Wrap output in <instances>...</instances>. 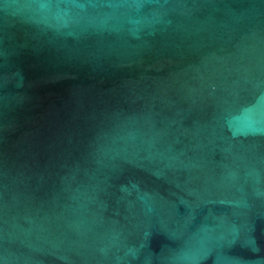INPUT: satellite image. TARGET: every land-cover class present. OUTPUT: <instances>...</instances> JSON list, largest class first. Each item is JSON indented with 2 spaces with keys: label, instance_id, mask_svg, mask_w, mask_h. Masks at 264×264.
Here are the masks:
<instances>
[{
  "label": "water",
  "instance_id": "water-1",
  "mask_svg": "<svg viewBox=\"0 0 264 264\" xmlns=\"http://www.w3.org/2000/svg\"><path fill=\"white\" fill-rule=\"evenodd\" d=\"M0 264H264V0H0Z\"/></svg>",
  "mask_w": 264,
  "mask_h": 264
}]
</instances>
